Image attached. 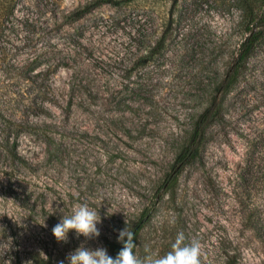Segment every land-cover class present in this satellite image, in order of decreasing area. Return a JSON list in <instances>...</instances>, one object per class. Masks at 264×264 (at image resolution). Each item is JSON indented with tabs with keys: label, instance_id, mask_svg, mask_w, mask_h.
<instances>
[{
	"label": "rangeland",
	"instance_id": "374dc122",
	"mask_svg": "<svg viewBox=\"0 0 264 264\" xmlns=\"http://www.w3.org/2000/svg\"><path fill=\"white\" fill-rule=\"evenodd\" d=\"M47 1L23 0L0 41V264H68L81 244L112 256L118 230L141 223L140 257L165 255L183 232L206 264H264L242 201L245 157L264 127V36L198 157L169 182L238 56L243 2L101 0L71 20L91 0ZM37 72L49 86L33 106ZM249 194L250 208L264 207V189ZM76 204L99 212L101 235L58 242L52 228Z\"/></svg>",
	"mask_w": 264,
	"mask_h": 264
},
{
	"label": "trees",
	"instance_id": "16d2710c",
	"mask_svg": "<svg viewBox=\"0 0 264 264\" xmlns=\"http://www.w3.org/2000/svg\"><path fill=\"white\" fill-rule=\"evenodd\" d=\"M22 1L23 0H0V41L1 38L6 34V30L9 28V26H15V22L12 21V19L16 14V7ZM37 1L40 6L43 5L46 9H50L49 2L47 0ZM240 1L243 2V9L245 12H247V15L250 19L246 27L247 32L241 43L238 56L236 57L232 66L228 69L223 81L216 88V94L214 95V98L198 116L190 134L188 143L181 149L176 157L174 171L170 174L169 182L175 179L177 174L184 168V166H186V164L198 157L207 127L215 119L223 117L224 96L231 90L234 82L245 70L250 54L264 36V0ZM101 2V0H91L81 9L75 11L73 15L66 14V16H70L69 19L73 20L82 16L92 8L100 5ZM50 11H53V8H51ZM56 15L54 16L55 18H57ZM7 56L8 50L0 45V67L6 62ZM38 73L39 72L35 73V78L33 80V84L36 86L37 95H32L30 99V102L33 106L42 103V94L49 86L48 82L44 81L41 83L36 79V75ZM245 162V172L242 174V178L246 182L244 186L246 189L244 194L245 199L242 200L244 202L243 216L249 225L254 226L257 235L264 239V207L262 205H254L250 208V202L248 201V197H250V191H254L258 188L264 189V127L259 133L256 134V136L253 138V141L250 143L247 156L245 157ZM141 224L132 229V232L135 234V243ZM122 247L123 244L120 242L113 246V258L116 257ZM226 264H234L233 259L229 258V261H227Z\"/></svg>",
	"mask_w": 264,
	"mask_h": 264
},
{
	"label": "clouds",
	"instance_id": "9594fccd",
	"mask_svg": "<svg viewBox=\"0 0 264 264\" xmlns=\"http://www.w3.org/2000/svg\"><path fill=\"white\" fill-rule=\"evenodd\" d=\"M101 222L99 212L95 209L87 204H76L72 208L71 215L63 214L60 222L52 228V233L58 242L67 243L69 233L72 231L76 233L78 239L83 236L86 241L92 240L101 235L97 227ZM118 241L123 244V247L115 258L108 254L106 248L92 249L81 244L75 251L68 254V264H206L207 261L200 241L187 240L183 232L177 234L171 250L163 256L151 253L144 257L136 255L135 234L127 227L118 230ZM7 243L0 244V247Z\"/></svg>",
	"mask_w": 264,
	"mask_h": 264
}]
</instances>
